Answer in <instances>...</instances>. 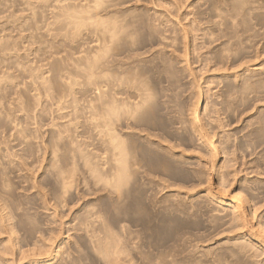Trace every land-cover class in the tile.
<instances>
[{
	"label": "rangeland",
	"instance_id": "1",
	"mask_svg": "<svg viewBox=\"0 0 264 264\" xmlns=\"http://www.w3.org/2000/svg\"><path fill=\"white\" fill-rule=\"evenodd\" d=\"M116 93L148 99L122 107L140 167L120 179ZM209 179L264 222V0H0V199L24 249L51 235L54 264H113L108 229L120 264H264Z\"/></svg>",
	"mask_w": 264,
	"mask_h": 264
},
{
	"label": "bare ground",
	"instance_id": "2",
	"mask_svg": "<svg viewBox=\"0 0 264 264\" xmlns=\"http://www.w3.org/2000/svg\"><path fill=\"white\" fill-rule=\"evenodd\" d=\"M254 68L259 69V67L256 66H254ZM120 96V93H116L113 98L114 103L111 104L115 105L116 103V106H111L108 110V115L112 114L111 117L115 118V123L112 124V127H109L108 129V135L110 137V143L112 147L111 165L112 170L115 171L113 175L118 179L121 178L124 171H127L128 169H137L140 167L139 162L136 161V156L133 155L132 146L126 145V141L123 136V129L125 128L126 130L131 131L134 124L131 122L125 124L123 123L124 121L122 119L124 111H122V107H127V110L125 111L128 116L127 119L134 121L137 117L139 108L144 106V103L148 101L146 96L142 94L131 96V99L133 98L135 101L141 98L139 102H131L130 100L125 101L122 100ZM191 109L192 112L190 111V114L192 113L193 115L191 118V131H193L194 135L199 139V141L204 143L209 148L211 156H217L216 153L218 154V149L215 147L216 144L213 142L214 140L212 141L211 133L209 132L206 123H204V118L200 116L202 115L199 113L200 108H198L197 105H193ZM143 115H147V113H144ZM104 125L108 126L109 122L105 121ZM168 148L170 151L175 152L176 147L173 144H169ZM181 155L185 158L194 157V155L187 154L185 151H181ZM213 164L214 163H212V165ZM215 164L213 167H215ZM212 165L210 167H212ZM219 169L221 175V165L219 166ZM210 180L211 179H209V181L206 180V183L208 182V194L220 205L230 206L240 228V235L244 239L251 242L250 249L256 250V247H258L264 254V222L256 214L257 210H254V208L251 207L247 197L242 195L243 193H240V191L238 192L236 190V192H229L228 187L226 188L224 182L222 185L221 181L219 186L217 185L218 187H214ZM8 184V182L3 181V183L0 185V191L3 193H8ZM64 185H66V183H64ZM6 210V204L2 203L0 199V264H54L56 262L55 259L59 254V250L56 249L58 246L55 245L56 241L54 243L55 238H53L51 235L50 238H41L42 242L40 245L32 249H24L23 242L21 241L15 229L16 224L14 223V218L10 213L5 212ZM105 231L106 240L104 243L100 242V238L95 234H93V237L98 240L101 252L109 257L105 262L120 264V261L117 260L115 255L111 253L112 248L114 247L113 236L108 229H105Z\"/></svg>",
	"mask_w": 264,
	"mask_h": 264
}]
</instances>
